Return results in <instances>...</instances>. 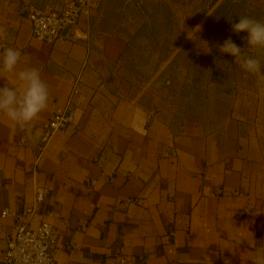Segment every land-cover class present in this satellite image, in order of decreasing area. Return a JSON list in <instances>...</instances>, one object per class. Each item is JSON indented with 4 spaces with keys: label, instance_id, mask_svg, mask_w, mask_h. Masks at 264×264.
<instances>
[{
    "label": "crops",
    "instance_id": "obj_1",
    "mask_svg": "<svg viewBox=\"0 0 264 264\" xmlns=\"http://www.w3.org/2000/svg\"><path fill=\"white\" fill-rule=\"evenodd\" d=\"M63 1L0 0V58L19 50V68H37L49 89L47 108L26 128L13 131L0 114V264L14 215L38 188L61 230L57 264H251L264 249V91L233 102L219 124L176 129L109 87L127 42L92 31V15L53 43L33 36L30 5ZM6 84L15 76L0 72ZM71 99L76 122L37 156V127ZM5 208L11 216H1Z\"/></svg>",
    "mask_w": 264,
    "mask_h": 264
},
{
    "label": "rangeland",
    "instance_id": "obj_2",
    "mask_svg": "<svg viewBox=\"0 0 264 264\" xmlns=\"http://www.w3.org/2000/svg\"><path fill=\"white\" fill-rule=\"evenodd\" d=\"M93 1L92 31L127 42L107 72L109 87L176 129L219 124L233 102L248 98V105L264 91L257 75L219 51L231 38L264 68V50L248 48L247 33L232 31L241 16L264 21V0Z\"/></svg>",
    "mask_w": 264,
    "mask_h": 264
},
{
    "label": "built area",
    "instance_id": "obj_3",
    "mask_svg": "<svg viewBox=\"0 0 264 264\" xmlns=\"http://www.w3.org/2000/svg\"><path fill=\"white\" fill-rule=\"evenodd\" d=\"M93 3L91 0H65L59 7L45 10L37 5H30L28 17L32 25L35 38L49 43L61 37L65 29L73 30L83 16H91ZM79 91L78 82L75 83L73 96ZM74 100V99H73ZM77 107L71 99L69 107L54 113L45 123L37 127L36 150L37 156L47 148L53 135L66 131L76 122ZM23 143L25 135L20 139ZM46 191L38 188L32 206L18 211L15 217V234L7 238V246L1 256L3 264H57L56 253L61 230L46 217L51 211L42 209ZM251 209L245 207L242 211L249 214ZM9 208L3 209L1 216H11ZM125 264V259L121 260Z\"/></svg>",
    "mask_w": 264,
    "mask_h": 264
},
{
    "label": "clouds",
    "instance_id": "obj_4",
    "mask_svg": "<svg viewBox=\"0 0 264 264\" xmlns=\"http://www.w3.org/2000/svg\"><path fill=\"white\" fill-rule=\"evenodd\" d=\"M232 31L247 33L245 39L248 48L264 50V21L241 16L239 22L232 25ZM3 34V30L0 29V35ZM219 51L234 57L235 63H238L242 69L264 81V68L260 59L246 55L244 49L237 46L231 38L226 39L219 46ZM21 62L22 56L19 50L12 47L3 50L0 72L13 74L17 84L0 87V114L10 122L13 131L17 127L26 128L32 124L47 108L49 102L48 85L41 78L39 70L34 67L19 68ZM251 264H264V249L253 253Z\"/></svg>",
    "mask_w": 264,
    "mask_h": 264
}]
</instances>
